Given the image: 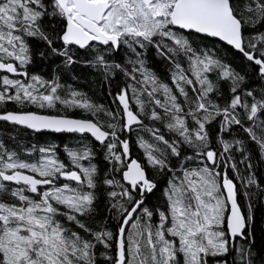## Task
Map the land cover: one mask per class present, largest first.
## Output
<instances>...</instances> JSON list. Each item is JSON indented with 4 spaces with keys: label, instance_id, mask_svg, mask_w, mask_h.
<instances>
[{
    "label": "snow or ice",
    "instance_id": "obj_1",
    "mask_svg": "<svg viewBox=\"0 0 264 264\" xmlns=\"http://www.w3.org/2000/svg\"><path fill=\"white\" fill-rule=\"evenodd\" d=\"M0 130V264H264V0H0Z\"/></svg>",
    "mask_w": 264,
    "mask_h": 264
},
{
    "label": "trees",
    "instance_id": "obj_2",
    "mask_svg": "<svg viewBox=\"0 0 264 264\" xmlns=\"http://www.w3.org/2000/svg\"><path fill=\"white\" fill-rule=\"evenodd\" d=\"M162 70V68H161ZM82 75L84 76V79H82L79 84L78 87H80L82 90L89 92V94H92V92L95 90L97 95L95 98L101 100L102 102H107L104 99V96L102 93H100V90L97 86V84L95 83L96 77L93 74H89L88 71H84L82 73ZM75 83V82H74ZM0 134H2V130H0ZM12 135H16L15 132H12ZM21 143H28L29 141L31 142H35V137L32 136L30 133H21ZM44 139H48V140H52L55 143L61 144V142L63 143H68V144H73L75 143V140L68 135H63V136H53V135H48L46 137H44ZM258 171V178L260 179V181L262 182V187H264V166H260L258 165L257 168ZM238 184V187L240 188V196H239V201L242 205H246V200L245 197L243 195V186L240 185L239 181H236ZM160 194L157 193L156 196H153L151 198V201L154 203L157 200V197ZM253 203V216H254V233H255V237H256V248L260 249L261 247H264V235H262V229H264V195H257L253 197L252 200ZM245 212L247 211V208H244Z\"/></svg>",
    "mask_w": 264,
    "mask_h": 264
},
{
    "label": "water",
    "instance_id": "obj_3",
    "mask_svg": "<svg viewBox=\"0 0 264 264\" xmlns=\"http://www.w3.org/2000/svg\"><path fill=\"white\" fill-rule=\"evenodd\" d=\"M50 135H53V136H62V135H68V134H50ZM70 136V135H68Z\"/></svg>",
    "mask_w": 264,
    "mask_h": 264
},
{
    "label": "flooded vegetation",
    "instance_id": "obj_4",
    "mask_svg": "<svg viewBox=\"0 0 264 264\" xmlns=\"http://www.w3.org/2000/svg\"><path fill=\"white\" fill-rule=\"evenodd\" d=\"M63 136V135H62Z\"/></svg>",
    "mask_w": 264,
    "mask_h": 264
}]
</instances>
